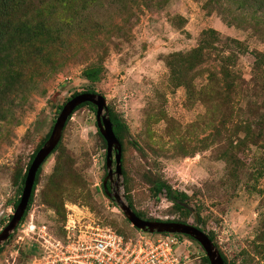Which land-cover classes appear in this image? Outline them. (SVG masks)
<instances>
[{
	"label": "rangeland",
	"instance_id": "rangeland-1",
	"mask_svg": "<svg viewBox=\"0 0 264 264\" xmlns=\"http://www.w3.org/2000/svg\"><path fill=\"white\" fill-rule=\"evenodd\" d=\"M27 38L10 33L0 49V234L61 107L95 92L123 124L124 201L145 220L200 229L226 264H264V0H74L42 38ZM106 157L96 112L83 106L0 264H29L42 227L60 238L69 219L136 233L103 190ZM182 240L193 264H208L198 242Z\"/></svg>",
	"mask_w": 264,
	"mask_h": 264
},
{
	"label": "built area",
	"instance_id": "built-area-1",
	"mask_svg": "<svg viewBox=\"0 0 264 264\" xmlns=\"http://www.w3.org/2000/svg\"><path fill=\"white\" fill-rule=\"evenodd\" d=\"M38 237V253L29 264H193L194 259L199 260L181 249L180 234L136 230L125 236L110 226L83 223L79 218L67 221L63 237H56L46 226Z\"/></svg>",
	"mask_w": 264,
	"mask_h": 264
},
{
	"label": "water",
	"instance_id": "water-1",
	"mask_svg": "<svg viewBox=\"0 0 264 264\" xmlns=\"http://www.w3.org/2000/svg\"><path fill=\"white\" fill-rule=\"evenodd\" d=\"M86 103L96 107L97 127L107 145L106 164L108 174L104 180V185L106 186L108 180L114 176H116L117 179L116 189L113 192H109L106 189V195L117 202L132 226L145 233L180 234L188 236L202 246L210 264H226L214 242L200 229L180 222H159L142 219L138 217L132 207L124 201V197H122L120 193L122 187L121 178L124 173L123 144L114 131V125L109 115L106 98L100 94L89 92L72 97L61 109L48 140L38 150L27 171L24 188L15 214L0 234V247L10 239V236L19 227L24 218L34 191L38 173L48 158L60 145L62 134L68 120L78 107ZM114 163L115 169L113 168Z\"/></svg>",
	"mask_w": 264,
	"mask_h": 264
},
{
	"label": "trees",
	"instance_id": "trees-1",
	"mask_svg": "<svg viewBox=\"0 0 264 264\" xmlns=\"http://www.w3.org/2000/svg\"><path fill=\"white\" fill-rule=\"evenodd\" d=\"M73 1L74 0H0V49L3 47L4 43L7 42L6 38L10 37V33L14 37L27 38L26 35H24L23 32L18 30L17 26L14 25V20H17L18 24L20 25L21 29L24 32H29V36L27 38L28 39L27 41L35 42L37 38H42V28L45 27V25L47 23H49V21L53 18V16L55 15V13L59 9V7L60 8H68L71 6ZM11 45L13 46V41L11 42ZM97 75H98V71L95 69H89L84 73L85 78L88 80H91V81L96 80ZM4 87H3V89H4ZM3 89H0V96H1V94L4 93ZM89 93H95V92H89ZM77 95H79V94H76L75 96H77ZM64 105L61 107V109L64 107ZM83 106H91L94 108V110L96 112L95 107L89 103L81 105L80 107H78L75 110V112L78 111ZM71 117H70V119H71ZM111 120H112L113 125H114V131H115L117 137L122 142L121 133L123 130V124L121 123V121L119 120V118L117 116H112ZM99 134H100V132H99ZM44 142L42 143V145L44 144ZM42 145H40L39 149L42 147ZM58 148H59V146L57 147L55 152L58 150ZM35 154L32 158V161L35 157ZM39 173H38V176H39ZM38 176H37V180H38ZM25 178H26V176L23 178L22 184L25 183ZM37 180H36V184L34 187L32 197L30 199L28 209L26 211L24 218L21 221V224L25 220V218H26L27 214L29 213L31 206L33 204V198H34V194H35V190H36V186H37ZM169 197H170V200L172 202H175L176 204H179L181 207H184L183 203L181 202V200L179 199V197L176 193H173V192L169 193ZM19 202H20V200L18 201V203H16V205H15L16 208H17ZM136 214L138 215V217L144 219V217L141 214H139L137 212H136ZM180 223H183V222H180ZM184 224H186V223H184ZM37 253H38V246L35 245V249L31 252V254H32V256H34ZM223 258H224V256H223ZM205 259L208 262V264H210L208 258L206 257ZM224 260H225V258H224Z\"/></svg>",
	"mask_w": 264,
	"mask_h": 264
},
{
	"label": "flooded vegetation",
	"instance_id": "flooded-vegetation-1",
	"mask_svg": "<svg viewBox=\"0 0 264 264\" xmlns=\"http://www.w3.org/2000/svg\"><path fill=\"white\" fill-rule=\"evenodd\" d=\"M94 106V105H93ZM95 107V106H94ZM96 109V107H95ZM105 180V179H104ZM104 180H103V190L106 194V189L109 191V192H113L115 189H116V179H115V176L110 178L106 184V186L104 185ZM169 222H177V221H169Z\"/></svg>",
	"mask_w": 264,
	"mask_h": 264
},
{
	"label": "clouds",
	"instance_id": "clouds-1",
	"mask_svg": "<svg viewBox=\"0 0 264 264\" xmlns=\"http://www.w3.org/2000/svg\"><path fill=\"white\" fill-rule=\"evenodd\" d=\"M137 230V229H136Z\"/></svg>",
	"mask_w": 264,
	"mask_h": 264
}]
</instances>
